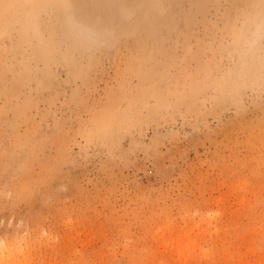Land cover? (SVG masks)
I'll list each match as a JSON object with an SVG mask.
<instances>
[{
	"label": "rangeland",
	"instance_id": "1",
	"mask_svg": "<svg viewBox=\"0 0 264 264\" xmlns=\"http://www.w3.org/2000/svg\"><path fill=\"white\" fill-rule=\"evenodd\" d=\"M3 2L0 264H264V4Z\"/></svg>",
	"mask_w": 264,
	"mask_h": 264
},
{
	"label": "bare ground",
	"instance_id": "2",
	"mask_svg": "<svg viewBox=\"0 0 264 264\" xmlns=\"http://www.w3.org/2000/svg\"><path fill=\"white\" fill-rule=\"evenodd\" d=\"M18 1H24V0H4L3 4L6 5L7 7L12 6ZM263 3L264 0H247V4L249 5L250 8V13L253 12L252 14H248L244 17L243 22L241 25L238 27L236 24H233L232 22H229L230 19L227 21V24L229 26V35H231L232 42L234 43L233 48L236 49L237 46L242 42V38L244 36V33L250 23V18H252L253 15L257 14V5ZM53 5L50 2H47V5L45 7L46 10H52ZM242 11L240 9H234L233 14L235 16L241 14ZM232 17V16H231ZM34 22V21H33ZM36 27V26H35ZM99 30V29H98ZM49 37L46 38L47 44L52 45L51 40L53 37V32H49ZM93 33V31H92ZM97 39V38H96ZM67 51V48H66ZM151 54V53H150ZM136 58H140V56L135 54ZM64 59L67 61L68 58V53H64ZM249 61V62H248ZM248 61L244 60L241 64V66L237 67V69H230L226 73H222L221 77L219 79H216V86L219 87L220 89H223L225 87L228 88H233L235 86L239 85H244V84H254L257 82V79L263 76L264 74V51L262 52H257V56L255 57H249ZM68 62V61H67ZM210 73V72H209ZM211 74V73H210ZM195 75V74H194ZM214 76V75H213ZM213 76L207 75L206 76V82L211 79ZM195 77H197L195 75ZM192 89V86L190 87ZM139 89H136V92H138ZM152 95L156 96H161L165 99L168 100V102H171V98H177L180 97L179 90L178 88H167L164 91H157L156 89H150L149 90ZM168 95H171L169 98ZM131 101L134 103V99L132 98ZM130 102V103H132ZM102 116L99 118V124L100 126H105L106 130H110L114 124L119 121V118L121 114H118L117 111H114L113 108H108L107 107L102 111Z\"/></svg>",
	"mask_w": 264,
	"mask_h": 264
}]
</instances>
